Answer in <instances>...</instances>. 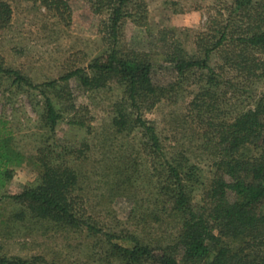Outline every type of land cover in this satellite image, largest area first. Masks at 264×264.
<instances>
[{
	"label": "trees",
	"instance_id": "1",
	"mask_svg": "<svg viewBox=\"0 0 264 264\" xmlns=\"http://www.w3.org/2000/svg\"><path fill=\"white\" fill-rule=\"evenodd\" d=\"M28 1L42 5L68 29L73 27L72 4H81L99 20L98 32L109 48L87 68H77L43 84H33L19 71L7 68L0 57V78L11 77L21 86L38 90L44 104L41 124L53 136L66 117H70V124L87 128L72 80L83 93L111 84L122 87L123 97L116 105L112 125L121 134L139 131L142 148L154 159L158 171L156 208L150 214L143 213L138 225L147 231L152 223L163 224L170 218L178 227L174 237L166 241L146 232H104L92 217L86 216L83 197L77 193L80 176L72 163L79 157L70 147L48 143L50 138L29 158L16 150L9 139H0V188L12 178L11 165L28 159L39 171L36 184L10 196L20 210L7 223L30 217L60 231L87 229L92 235L104 233L108 243L105 259L109 264H264V92L252 107L234 116L221 106L226 85L232 83L226 73L257 79L264 87V0H235L228 8L227 18H213L197 38L201 56H189L175 42L163 54L161 64L152 53L121 44L128 19L144 25L143 2ZM11 18L10 4L0 1V29L7 27ZM214 53L221 58L215 67L210 65ZM163 70L169 72L168 76L160 77ZM186 82L198 85L188 104L187 117L198 131L201 149L214 159L213 178L201 204L193 203L194 190L201 184L199 168L184 164L187 159L167 158L155 126L144 118V112L179 95ZM251 147L255 153L248 155ZM126 171L118 173L127 184L132 173ZM0 264L60 263L43 256L0 255Z\"/></svg>",
	"mask_w": 264,
	"mask_h": 264
},
{
	"label": "rangeland",
	"instance_id": "2",
	"mask_svg": "<svg viewBox=\"0 0 264 264\" xmlns=\"http://www.w3.org/2000/svg\"><path fill=\"white\" fill-rule=\"evenodd\" d=\"M6 1L12 8L9 25L0 29V57L7 68L19 71L33 84H43L77 68H87L105 53L109 44L98 32L99 20L81 4H72L73 27L66 28L58 18L39 3L28 0ZM143 2L146 20L139 25L128 19L123 27L121 44L150 52L161 64L163 54L177 42L189 56L200 55L196 42L213 18H227L235 0H133ZM201 56V55H200ZM214 53L210 65L220 64ZM163 70L160 77L168 76ZM162 74V75H161ZM164 75V76H163ZM226 85L221 106L230 116L252 107L264 92L259 80H246L236 73ZM193 79V78H192ZM194 80V79H193ZM77 104L88 121L80 129L61 120L56 135L41 124L43 97L38 90L21 86L11 77L0 78V139L29 158L47 141L72 148L78 160L72 163L80 176L77 193L83 197L86 216L92 217L104 232L122 230L150 234L164 241L177 232V222L166 218L163 224L152 223L147 231L138 225L142 214L155 210L157 169L142 148L139 131L121 134L112 125L115 108L122 100L123 88L111 84L104 89L83 93L71 81ZM198 90L196 83H185L176 97L161 101L144 118L153 124L161 138L167 158L184 159V164L199 168L201 184L193 193V203L201 204L213 178V158L201 149L198 131L190 121L188 104ZM224 90V89H223ZM255 153L251 147L248 155ZM157 162V161H156ZM12 178L0 188V255L6 258L43 256L60 264H109L105 259L108 243L104 233L57 230L49 223L27 217L24 221L7 219L20 210L10 196L37 183L39 171L25 159L11 165ZM131 181L123 182L124 171ZM123 182V183H121ZM153 228V230H151ZM264 252V247L261 250Z\"/></svg>",
	"mask_w": 264,
	"mask_h": 264
}]
</instances>
